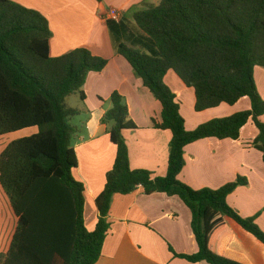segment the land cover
<instances>
[{
  "label": "trees",
  "instance_id": "trees-1",
  "mask_svg": "<svg viewBox=\"0 0 264 264\" xmlns=\"http://www.w3.org/2000/svg\"><path fill=\"white\" fill-rule=\"evenodd\" d=\"M131 13L148 47L126 43L129 29L122 20L107 21V26L117 53L162 104L160 119L152 122L156 129L172 132L168 172L154 177L150 171L131 169L124 132L138 128L125 98L115 92L101 122L117 154L96 200V229L89 232L85 186L73 176L79 132L71 121L81 111L66 100L79 95L84 103L89 74L101 73L108 60L85 48L52 58L47 18L12 0H0V137L37 130L12 141L0 154V185L18 219L0 264H96L110 229L113 197L139 188L146 195L177 196L190 209L198 252L177 257L191 263L250 264L243 257L226 256L234 237L227 218L264 246L256 218L241 216L227 202L248 184L246 179L239 177L218 190H195L179 180L188 145L209 138L237 141L250 121L259 131L252 147L264 161V99L255 81V69L264 68V0H161ZM170 70L195 90L197 112L234 106L246 97L251 109L188 131L177 96L165 83Z\"/></svg>",
  "mask_w": 264,
  "mask_h": 264
},
{
  "label": "crops",
  "instance_id": "crops-1",
  "mask_svg": "<svg viewBox=\"0 0 264 264\" xmlns=\"http://www.w3.org/2000/svg\"><path fill=\"white\" fill-rule=\"evenodd\" d=\"M12 1L47 18L52 32L49 43L52 58L85 48L94 56L108 60L101 73L89 74L83 89L85 102L79 95H73L80 99L73 109L81 111L71 121L79 132L74 147L78 167L73 176L85 186V226L89 232H94L99 218L96 200L104 191L106 176L113 168L117 154L108 128L101 122L111 108L109 100L115 92L125 98L129 117L138 128L124 132L131 169L150 171L154 177H165L168 172L172 132L156 129L152 122L160 119L162 104L135 75L129 62L117 53L107 26L108 14L112 10L119 11L121 20L129 29L126 43L138 48L141 45L148 47L131 11L157 6L161 0ZM255 81L264 99L263 67L255 69ZM165 83L177 96L188 131L212 119L251 109V101L246 97L234 106L222 104L197 112L195 90L186 86L173 70L167 73ZM261 120L264 122V116ZM32 130L31 134L37 132ZM258 134V129L250 121L241 130L237 141L209 138L188 145L184 151L186 165L179 180L195 190H218L239 177L246 179L248 184L238 187L227 202L241 216L256 218L257 225L264 231V161L262 154L252 147ZM8 135L0 137V154L12 141L27 137L20 134L4 141ZM0 189V259H3L10 249L18 219L1 185ZM226 222L234 234L226 256L243 257L250 264H264V246L240 230L233 220L227 218ZM108 223L110 229L96 264H208L191 263L175 256H192L198 252L192 213L177 196L146 195L143 188L129 195H115Z\"/></svg>",
  "mask_w": 264,
  "mask_h": 264
},
{
  "label": "rangeland",
  "instance_id": "rangeland-1",
  "mask_svg": "<svg viewBox=\"0 0 264 264\" xmlns=\"http://www.w3.org/2000/svg\"><path fill=\"white\" fill-rule=\"evenodd\" d=\"M80 102V99H79V97L78 96H71L69 99H68V101H67V104H68V106L69 107H72V108H74V107H77L78 106V103ZM72 124L74 123V121L73 122H71ZM34 131L32 130V131H30V130H24V131H21V132H18V133H15V134H9L8 136H6L5 137V139H4V141H7L8 139H13L14 137H16V136H19L20 134H22L21 136H29L31 133H33ZM3 140V139H2ZM0 191H1V189H0Z\"/></svg>",
  "mask_w": 264,
  "mask_h": 264
},
{
  "label": "built area",
  "instance_id": "built-area-1",
  "mask_svg": "<svg viewBox=\"0 0 264 264\" xmlns=\"http://www.w3.org/2000/svg\"><path fill=\"white\" fill-rule=\"evenodd\" d=\"M121 19H122V15L117 10H112L107 16V21H113L118 23L121 21Z\"/></svg>",
  "mask_w": 264,
  "mask_h": 264
}]
</instances>
